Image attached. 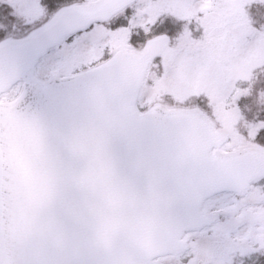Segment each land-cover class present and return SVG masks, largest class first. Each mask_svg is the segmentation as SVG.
<instances>
[{
	"label": "snow or ice",
	"instance_id": "obj_1",
	"mask_svg": "<svg viewBox=\"0 0 264 264\" xmlns=\"http://www.w3.org/2000/svg\"><path fill=\"white\" fill-rule=\"evenodd\" d=\"M186 7L174 0H0V215L28 221L40 205L78 200L90 186L88 171L73 184L75 159L52 117L70 93H85L102 67L113 71L118 90H158L162 81L180 80L189 95L182 107L208 128L224 126L223 135L209 134L206 142L243 145L231 158L241 181L210 187L205 198L252 184L261 208L237 204L218 213L227 240L205 231L193 250L170 236L160 245L166 251H142L131 264H264V0L234 5L244 43L252 37L258 53L242 84L214 64L206 40L193 31L196 10ZM12 158L15 173L6 175ZM113 257L81 264H120ZM0 264L18 262L0 257Z\"/></svg>",
	"mask_w": 264,
	"mask_h": 264
},
{
	"label": "water",
	"instance_id": "obj_2",
	"mask_svg": "<svg viewBox=\"0 0 264 264\" xmlns=\"http://www.w3.org/2000/svg\"><path fill=\"white\" fill-rule=\"evenodd\" d=\"M114 79L102 67L87 91L70 93L52 117L75 159L73 184L79 185L87 158L90 186L79 190L78 200L40 205L28 221L0 215V257L18 264H81L114 254L120 264H131L142 251H166L160 245L170 236L187 244L180 238L184 231L212 221L200 210L206 191L241 181L231 160L241 148L209 145V134H221L195 110L157 104L138 114L137 92L114 89ZM8 169L6 175H14V158Z\"/></svg>",
	"mask_w": 264,
	"mask_h": 264
},
{
	"label": "rangeland",
	"instance_id": "obj_3",
	"mask_svg": "<svg viewBox=\"0 0 264 264\" xmlns=\"http://www.w3.org/2000/svg\"><path fill=\"white\" fill-rule=\"evenodd\" d=\"M174 2L191 6L186 7L185 11L196 10V15L193 17V31L197 34L196 38L206 40L207 52L214 64L219 69L232 73L237 82L242 84L251 74L250 65L257 61L258 53L256 42L252 37H248L247 45L244 43L245 37L241 33L238 13L234 8L236 0H174ZM200 20H203L204 23H199ZM205 26L207 31H205ZM225 33H227L226 36ZM156 70V65H153V72ZM151 83L149 80V84ZM184 88V81L168 80L162 81L158 90L152 88L141 90L137 93L135 110L140 113L156 104L167 108H185L182 107V104L189 99V95L184 91ZM212 127L223 135V124ZM239 147H243V145L233 141L219 146V150H232ZM237 204H247L249 211L260 210L259 193L254 185L249 184L240 193L228 192L212 199L203 200L200 209L212 214L213 221L200 229L184 231L182 238L186 239L187 245L193 250L201 247L204 243L202 233L205 231L209 236H212L214 232L223 233V238L227 240V233L224 231L222 223L225 216L219 215L221 223H217V214L222 213L224 209H234ZM229 219L233 218L229 217ZM163 259L166 258L162 257Z\"/></svg>",
	"mask_w": 264,
	"mask_h": 264
},
{
	"label": "clouds",
	"instance_id": "obj_4",
	"mask_svg": "<svg viewBox=\"0 0 264 264\" xmlns=\"http://www.w3.org/2000/svg\"><path fill=\"white\" fill-rule=\"evenodd\" d=\"M224 35L226 36L227 33H225ZM192 55L195 56V55H198V53L195 52V51H193V52H192ZM88 167H89V160H88L87 158H85L84 161H83V164H82V168H81V170H82V171H87V170H88ZM98 196H99V197H102V196H103V192L101 191V192L98 194ZM54 203H55V202H53V203L50 204L49 206H50V207H53V206H54Z\"/></svg>",
	"mask_w": 264,
	"mask_h": 264
}]
</instances>
